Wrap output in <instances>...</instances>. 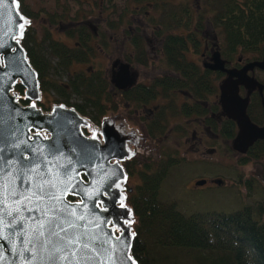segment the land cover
<instances>
[{
    "label": "trees",
    "instance_id": "obj_1",
    "mask_svg": "<svg viewBox=\"0 0 264 264\" xmlns=\"http://www.w3.org/2000/svg\"><path fill=\"white\" fill-rule=\"evenodd\" d=\"M17 2L25 17L37 16L23 6L22 0ZM161 6L159 9H162ZM178 6L169 16V21L174 20V24L170 25L167 20L158 22L159 30L163 31L162 60L168 72L146 85L137 84L129 88L120 99L135 105H150L156 102L157 97L161 99L146 123L148 136L159 140V157L141 163L139 168L134 160L129 169L130 172L136 170L139 178L128 200L135 218L131 255L136 264H264V201L230 212L207 211L184 215L177 210L176 201L161 196L160 187L169 169L181 162L167 140L176 138L177 144L186 136L190 124L177 120L202 116L205 111L201 103L211 102L217 93L221 73L202 68L188 58L189 54L201 52L203 21L207 20L220 32V53L225 58L230 59L238 51L263 55L264 0H200L196 10H192L185 0ZM206 12L210 16L205 15ZM44 15L48 26H55L68 19V7L63 5L61 13ZM77 16L78 11L71 18L73 22H76ZM193 16H196V22L192 25ZM124 19L122 12L115 23L108 21L107 27L117 30L119 24L125 23ZM48 26L42 31V42L36 41L29 27L22 31L20 38L28 61L36 72L39 87H49L61 102L73 104L76 109L83 105L92 106V72L75 74L73 80L67 77V83L63 82L66 86L60 82V76L69 70L70 65L89 63L93 54L89 30L82 25L66 29L67 37L76 43L68 45L53 38ZM159 30L156 32L160 33ZM99 34L101 38L105 37L101 30ZM125 34L131 43L130 56L125 54V59L142 66L148 65L138 30ZM50 58H55V62L51 64ZM107 87L101 69L95 68V116L103 113L107 104L112 102ZM14 90L21 93L22 87L17 83ZM70 93L80 95L83 105L69 103ZM215 128L216 125H212V129ZM173 129L179 133L174 135ZM217 132L224 137H231L233 133L230 128L229 131L217 129ZM248 154L253 158L264 154V141L255 142ZM245 184L250 185L249 181Z\"/></svg>",
    "mask_w": 264,
    "mask_h": 264
},
{
    "label": "water",
    "instance_id": "obj_2",
    "mask_svg": "<svg viewBox=\"0 0 264 264\" xmlns=\"http://www.w3.org/2000/svg\"><path fill=\"white\" fill-rule=\"evenodd\" d=\"M24 24L25 16L19 10L17 0H0V148H3L0 155L44 162L45 170L51 171L58 184V195L70 203L78 215L85 217L84 223L91 221L89 228L102 241H107L91 253L94 259L88 264H136L131 255L133 233L128 224L131 211L125 206L119 209L114 205L120 199L113 197L107 201L108 184H104L105 178L110 176L119 182L125 180L119 161L129 156L125 145L128 139L107 120L100 125L102 142L95 137H86L81 131L86 120L71 107L55 105L47 113L36 108L37 75L20 43L21 25ZM223 65L219 53L213 52L209 62L203 63L202 67L227 73L218 84V103L237 128L231 148L244 153L255 140L264 138V125L257 126L249 120L245 113L246 101L239 98L237 84L261 86L246 75V70L253 66L263 69L264 58L235 71L225 69ZM117 76L127 85L131 84L126 64H120ZM17 83L22 87L23 97L29 101L27 105L20 103L14 91ZM42 131L48 136L43 137ZM204 182L198 179L194 185L200 186ZM66 196H78L83 203L71 202ZM113 227L119 230L117 234ZM4 235L8 238L2 239L4 251L0 254V264H29V261L31 264H48L46 258L39 259L42 253L30 251L21 255V240L8 236L7 231Z\"/></svg>",
    "mask_w": 264,
    "mask_h": 264
},
{
    "label": "rangeland",
    "instance_id": "obj_3",
    "mask_svg": "<svg viewBox=\"0 0 264 264\" xmlns=\"http://www.w3.org/2000/svg\"><path fill=\"white\" fill-rule=\"evenodd\" d=\"M165 1L164 3L146 1L136 3L133 1L128 2L127 0H22V4L27 10L37 14L35 18L25 17L23 30L29 27L34 33L36 41L41 40L42 42V31L48 26L44 14L61 13L63 5H67L68 19L55 26H48L51 36L62 41L64 39L62 35L66 36L67 24L73 23L71 18L78 11L76 22L86 21L90 25L97 27L98 35L95 38V42L107 40L104 45L101 42L99 43L107 57L96 53L95 68L105 70L107 78L110 79L109 70L113 61L119 59L125 62L123 57L131 49L128 39L125 38L127 35L124 37L123 33L125 32L120 29L121 26L124 27L127 24L133 30L137 29L141 34L146 56L149 60L146 66L136 65L135 62H132L130 73L134 77V82L146 83L151 78L168 72L162 60L161 42L163 31L159 30L158 22L167 20L170 25L171 23L174 24V20L171 19V22L169 21V16L172 11L179 7L178 4L185 0ZM187 3L192 10H196L200 0H187ZM159 5L162 9H159ZM122 12L125 14L124 25H121L117 30H110L107 27V22L113 21L115 23L118 20V15L122 14ZM205 15L210 16L207 12ZM195 18L196 16H193L192 25L196 22ZM202 25L201 52L188 55V58L194 60L200 66H202V63L209 62L213 51L220 54V46L222 44V37L218 29L213 28L207 20H204ZM157 29L161 32L157 33ZM100 30L105 37H100ZM175 31H177L176 28ZM182 31L184 32V30ZM68 43L69 45L72 44L73 39H69ZM49 61L52 64L55 62V58H50ZM92 64V62H89L81 65V67L72 64L68 71L76 73L83 70L86 66H92ZM67 76L62 73L60 79L65 81ZM215 99L216 95L213 96L212 101H215ZM54 103H57V100H51L48 106ZM184 120L185 118L182 117L177 121L184 122ZM119 122H122L124 127L138 134L137 143L130 147V152L135 158L140 163L154 160L159 153L158 145L146 137L143 131L129 119L127 121L122 119ZM196 125L195 122L191 123L189 130L185 134L186 136L181 138L177 144L176 138L167 140V143L174 148L176 156L181 162L178 166H173L169 169L160 186L162 188L161 196L166 200L176 201L177 210L184 215L207 211L230 212L244 205L254 206L255 203L264 201V159L258 161L250 160L241 164L243 162L239 160L240 155L230 148L231 143L224 141L223 136L218 134L217 129H211V137H206L201 132L200 143H197L191 135L192 129L196 130V135L201 131V128ZM172 131L174 135L179 133L175 129ZM208 148H213V151L211 153L205 152V149ZM216 177L221 178L223 183L217 185L209 181L210 186L206 187L210 188L189 190L190 187H194V185L191 186V183L196 179L206 178L211 180V178ZM138 180L134 176V179L129 181V185L132 187ZM244 180L249 181V187Z\"/></svg>",
    "mask_w": 264,
    "mask_h": 264
},
{
    "label": "flooded vegetation",
    "instance_id": "obj_4",
    "mask_svg": "<svg viewBox=\"0 0 264 264\" xmlns=\"http://www.w3.org/2000/svg\"><path fill=\"white\" fill-rule=\"evenodd\" d=\"M67 25H68L67 29L69 27H75L77 25H82V26L87 27V29L90 32V38L91 39H90L89 43L91 44V46L93 48V54H92V57L90 58L89 62L93 63L92 66H86L83 70H80L76 73H71V72L67 71L65 74L68 75L67 76L68 78L73 80L74 79L73 76L75 74H78L80 72H84L86 74H89L92 72V106L87 107V106L83 105V102L81 100L82 97L80 95L75 94V93H70L69 98L67 100L69 103H77V104H81L84 106V107L79 106V108L81 110H79V108L76 109L73 104L67 105L64 102H61L60 98L55 94V92L52 89H49V87H47V86H44V88L42 89L39 87V84H38L39 96H38V99L35 101V106L42 113L49 112L51 110V108L55 105H64V106L73 108L79 115H81L86 120V124L81 126L82 133L86 137H95L99 142H102L101 135H100V125H101V122L103 120H107L109 124H113V126L119 132H122V134L128 139L125 142V145H126L127 151L129 152V156L127 158H124L123 160L119 161V164L121 165V167L123 168V171L125 173V180L119 182L118 180L117 181L115 180L114 176L113 177L112 176L106 177L104 184H105V186L108 184V187H106V188L109 190V193L106 196L104 194V190L102 191V193L105 196L107 201L113 197L120 199V200H117V202H115V204H114L117 208L120 209V207L125 206V207L129 208L131 211V208L128 204V200H129L131 193L134 191V185L135 184L131 187L129 185V183H130L129 181L131 179H134V176L136 178H138V174L136 173V170L134 172L129 171L130 164L134 160H136L138 162L136 167L139 168L141 166V163L130 152V147L137 143L136 140L138 138V134L135 133L133 130L124 127V124H122L123 121L122 122H119V121H121L122 119L127 121L129 119L134 125L139 127V129H141V131H143V134L146 137L151 139L148 136L147 131H146V123L152 117L153 112L157 109V101H160L161 99L159 97H157L156 102L151 103L150 105H146V104L135 105L133 103H129L128 101L120 100V99H121L122 93L128 91L129 88H131L137 84H145L146 85L149 82H151L157 76L151 78L149 80V82H146V83L145 82H134V77L130 73V65L133 61L126 60L125 55L123 57L125 62H122L119 59L114 60L112 63V66L109 70L110 71L109 72L110 79L107 78V76L105 74L106 71L101 69L103 77L106 79V81L108 83L107 92H109V95L112 98V102L107 104L106 109L104 110L103 113L97 114L95 116V47L97 48L96 53L102 54L104 57H107V54L105 53V51L103 50V48L99 44L101 42L104 45L107 42V40L106 41L98 40L99 41L98 43L95 42V38L98 35V32L96 30L97 27H95V25H90L86 21H81V22H76V23L73 22L70 24L68 23ZM121 25H124V23H121ZM121 25L119 24V27ZM125 25L126 26H124V27L123 26L120 27V29L123 32H130V33L134 32L135 29L133 30L129 25L128 26H127V24H125ZM125 35L126 34L123 33L124 37H125ZM62 37L65 39V40L63 39L62 42L69 45L68 41L70 38H68L67 35L65 36L64 34L62 35ZM125 38L129 39L128 36ZM128 42L131 45L129 40H128ZM73 43H75L74 40H73ZM211 46H212V44H211ZM130 51H131V49H130ZM127 54L130 56V52ZM219 57L224 61L223 66L225 69L235 71V70H240L241 68L247 66L251 62L261 60L262 58H264V54L262 55V54H258L256 52H252V51H247V52H242V51L239 52L238 51L230 59L225 58L221 53L219 54ZM87 64H88V62H87ZM120 64H126L127 65V68H128V76L127 77H128V79H130V82H131L130 85H127L122 78L120 79V77L117 76V71L119 70ZM75 65H78L81 67V65H83V64L75 63ZM136 65H140V64L136 63ZM80 67H79V69H81ZM206 69H208V68H206ZM218 72L221 73L220 80H219L221 82V80H223L226 77L227 73L222 72V71H218ZM246 75L248 77H251L255 81H257L259 84H261V86H259V85L249 86V85L238 83L237 84V94L241 100L244 99L246 101L245 113L248 116L249 120L257 126H263L264 125V68L262 69V68H259L258 66H253L252 68H249L246 70ZM49 77H51V76H49ZM55 80H57V79H55ZM67 80L68 79H66L65 81L60 80V82L62 84H64V86H66L65 83H67ZM63 82H65V83H63ZM117 86H120V87H117ZM17 93H18L19 101L21 102V104L27 105L29 103V101L23 97V92H21V93L17 92ZM53 94H54V96H52ZM218 94H219V92L216 93L215 101H211L209 103H207V102L201 103V107L205 111L204 114H202V116L190 117L187 120L185 119V122L187 124H191V123L195 122L197 124L196 126H199L201 128V131L198 133V135H196L197 132L195 129L191 133L192 138L193 139L195 138L197 143H200L201 132L203 133V135L205 134L206 137L212 136V130H211L212 125H216L215 129H218V130L223 129L225 131H229V128H230V132L232 130L233 133H232L231 137H226V136L224 137L223 136V140L226 142L229 141L231 143L232 139L234 138V136L237 132L235 122L233 120H231L230 118H228L223 113V111H222V109L218 103ZM55 98L59 99L60 101H57V103H54V104L48 106V103ZM71 98H72V100H71ZM76 99H78V100L75 101ZM211 104H213L212 107H211ZM206 121H207V123H206ZM41 135L43 137L48 136V134H46V132H44V131L41 132ZM153 141L155 142V144H157L159 140L157 139V140H153ZM257 141H264V138L255 140L253 142V144ZM252 145H250L244 153L236 152L238 155H240L239 160L241 162L246 161L245 163H247L250 160L258 161V160L264 159V154H262L261 156H257V158L256 157L253 158V157H251L250 154H248V151ZM230 148H231V144H230ZM208 151H213V148L205 149V152H208ZM158 157H159V153L155 157L154 160H157ZM112 161L113 160H110V162H112ZM241 164H244V163H241ZM232 175H234V174L232 173ZM82 177H83V180H86L84 178V176H82ZM200 179L205 180L204 184H202L200 186H195L194 185L195 180H194L193 183H191V186L194 185V187H190L189 190L190 189L191 190L192 189L198 190V189H202V188H210V187H206V186H210L209 183L211 181L214 184H217L216 181H219V184L223 183L221 178H218V177L211 178V180L206 179V178L205 179L200 178ZM196 180H198V179H196ZM239 180H238V182H239ZM232 181H233V179H232ZM246 181L247 180H244V182H246ZM66 199L71 201V202L81 201L80 197H78V196H66ZM134 223H135L134 222V216H133L132 211H131V217H130L129 222H128V224L131 227V230L133 229ZM109 225H112V224L110 223ZM113 231L115 234H117V232L119 230L113 227ZM3 251H4V247L2 244V239H0V254H2Z\"/></svg>",
    "mask_w": 264,
    "mask_h": 264
},
{
    "label": "snow or ice",
    "instance_id": "obj_5",
    "mask_svg": "<svg viewBox=\"0 0 264 264\" xmlns=\"http://www.w3.org/2000/svg\"><path fill=\"white\" fill-rule=\"evenodd\" d=\"M46 167L36 159L0 155V239L8 238L7 231L21 240V255L42 253L39 259L46 258L48 264H88L94 259L91 253L107 241L58 195V184Z\"/></svg>",
    "mask_w": 264,
    "mask_h": 264
}]
</instances>
